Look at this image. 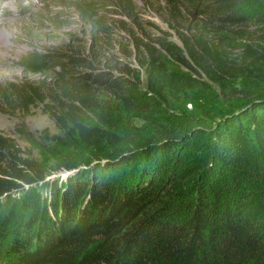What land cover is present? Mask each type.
<instances>
[{"label": "trees", "instance_id": "1", "mask_svg": "<svg viewBox=\"0 0 264 264\" xmlns=\"http://www.w3.org/2000/svg\"><path fill=\"white\" fill-rule=\"evenodd\" d=\"M84 2L87 46L29 53L20 66L38 77L0 87L1 111L25 116L40 107L58 144L121 145L111 129L118 112L146 121V93L178 98L191 86L193 77L170 70L159 49L212 81L264 78V13L248 31L246 0H164L180 44L122 20L124 35L113 39L104 2ZM115 4L133 18L131 1ZM225 30L249 41L234 52L222 44ZM241 94L216 120L159 123L117 152L64 158L51 170L0 132V264H264V94ZM198 135L207 143L194 151Z\"/></svg>", "mask_w": 264, "mask_h": 264}, {"label": "rangeland", "instance_id": "2", "mask_svg": "<svg viewBox=\"0 0 264 264\" xmlns=\"http://www.w3.org/2000/svg\"><path fill=\"white\" fill-rule=\"evenodd\" d=\"M129 1L133 7V18L124 15L123 10L115 4V0H102L103 6H99L100 13L114 22L113 39H121L124 35L117 22L122 20L132 29L137 32L143 31L152 38L162 36L164 34L162 31L166 32L169 40L180 44L167 24L168 15L163 8L164 0ZM84 3V0H0V87L12 81L38 77L24 71L20 66L22 57L29 53H42L65 44L86 47L92 33L88 26L90 12ZM246 4L248 7L250 5L251 17L247 29L252 31L258 26L260 16L264 13V0H246ZM219 34L222 44L234 52L239 51L242 45L249 41L226 30ZM114 51L118 52L117 44ZM159 55L170 70L188 74L194 81L191 86L183 87L178 98L169 95L162 100L158 96L146 93L145 100H148L146 121L118 112L111 121V129L125 139L121 145L92 147L58 144L52 137L60 134L59 130L40 107H33L25 116L21 112L13 114L0 110V132L12 136L16 143L44 169L51 170L64 158L82 162L90 157H101L117 152L141 141L159 123L181 127L185 125L187 117L202 115L216 120L229 107L243 101L241 94L243 90L264 94V78L241 74L232 80L212 81L204 75H196L160 49ZM132 66L137 67V64L133 62ZM140 81L142 91L146 92L143 70H140ZM88 120L95 122L90 116ZM19 128L24 132H20ZM204 137L198 135L196 139L191 140L194 151H201L206 146L207 140ZM62 173L64 171L51 176Z\"/></svg>", "mask_w": 264, "mask_h": 264}]
</instances>
